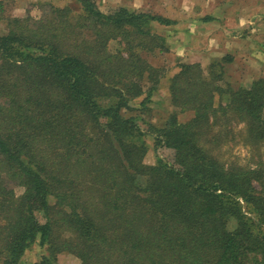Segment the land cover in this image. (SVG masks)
Returning a JSON list of instances; mask_svg holds the SVG:
<instances>
[{
    "label": "trees",
    "instance_id": "16d2710c",
    "mask_svg": "<svg viewBox=\"0 0 264 264\" xmlns=\"http://www.w3.org/2000/svg\"><path fill=\"white\" fill-rule=\"evenodd\" d=\"M78 1L0 33V264L34 243V264H264V78L234 88L221 59L180 63L174 110L143 130L124 111L151 103L166 47L151 22L174 21ZM147 133L170 159L144 163ZM232 141L245 156L224 158Z\"/></svg>",
    "mask_w": 264,
    "mask_h": 264
},
{
    "label": "rangeland",
    "instance_id": "374dc122",
    "mask_svg": "<svg viewBox=\"0 0 264 264\" xmlns=\"http://www.w3.org/2000/svg\"><path fill=\"white\" fill-rule=\"evenodd\" d=\"M95 7L109 13L120 7L132 12H146L169 18L173 24L163 26L151 22L152 29L165 37L166 47L162 52L149 57L150 63L163 72L157 89L152 96L151 103L145 109H140L138 100L131 101L132 110L124 111L125 116H137L138 123L143 130L148 131L151 126L162 125L174 108L170 104L168 82L169 77L177 70L180 63H200L207 67L212 61L224 66V80L232 87H246L258 78H264V0H92ZM0 33H6L7 21L10 18L31 17L39 19L45 17L53 7H68L75 14L80 12L82 5L78 0H0ZM121 3V5L119 4ZM220 16L218 24H201L193 18H201L208 12H214V6ZM245 10L244 12H242ZM219 11V13H218ZM239 14H244L246 21L240 24ZM193 19V23L192 20ZM200 20V19H199ZM252 20V21H251ZM256 20L255 25L254 21ZM189 21V23H188ZM188 23V24H187ZM245 34V35H244ZM110 50L116 51L122 45L112 41ZM147 84H145L146 87ZM192 116V112L179 113L178 118L185 121ZM240 125L235 127V130ZM147 152L144 163L155 164L157 156L170 159L172 154L167 149L154 150V139L151 133L145 136ZM236 142V141H235ZM234 141L223 147L224 158H242L246 155V148ZM40 221L43 218L37 214ZM229 228L235 227L231 219ZM48 251L34 243L21 257L22 264H34ZM78 259L70 253H59L53 264H77Z\"/></svg>",
    "mask_w": 264,
    "mask_h": 264
},
{
    "label": "crops",
    "instance_id": "0c3cea01",
    "mask_svg": "<svg viewBox=\"0 0 264 264\" xmlns=\"http://www.w3.org/2000/svg\"><path fill=\"white\" fill-rule=\"evenodd\" d=\"M120 5H121V3H119ZM218 10V7H217V5L216 6H214V12H213V10H212V12H208L209 14H205V16H202L201 18H193L194 19V21L195 20H197V21H199L200 22V25L201 24H203V25H206V24H204V23H209V24H207V26L208 25H214V24H218L219 23V20H220V16L218 15V16H215V15H217L216 13V11ZM245 10H243L242 12H244ZM218 13H219V11H218ZM206 16H208V17H210L211 19L210 20H204V18L206 17ZM244 18V14H239V16H238V19H240L241 21H240V24H244L245 23V19H243ZM193 19H191L192 20V22H193ZM200 19V20H199ZM252 21V20H251ZM188 23H189V21H188ZM187 23V24H188ZM194 23V22H193ZM195 24V23H194ZM255 24H257L256 23V20L254 21V24L253 25H255ZM245 35V34H244Z\"/></svg>",
    "mask_w": 264,
    "mask_h": 264
}]
</instances>
